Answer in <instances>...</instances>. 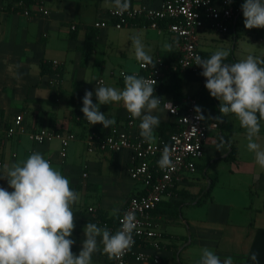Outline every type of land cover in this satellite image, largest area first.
Returning <instances> with one entry per match:
<instances>
[{
    "label": "crops",
    "instance_id": "0c3cea01",
    "mask_svg": "<svg viewBox=\"0 0 264 264\" xmlns=\"http://www.w3.org/2000/svg\"><path fill=\"white\" fill-rule=\"evenodd\" d=\"M18 2L0 0V264H112L117 219L142 185L129 177L128 152H87L84 104H91L97 131L125 126L132 116V132L155 142L175 123L157 99L184 106L189 96L218 128L208 131L196 173L175 182L154 213L164 236L162 257L165 264H244L256 231L264 229V122L247 121L252 106H264V92L233 100L208 65L180 71L179 101L142 88L140 62L167 57L172 65L177 57L166 26L145 29L136 21L116 30L93 24L116 7H157L161 0H49L48 14L30 19ZM237 34L235 40L234 33L204 29L198 47L210 56L231 54L247 72L264 57V38L241 28ZM242 38L253 45L246 69L244 55L227 51ZM54 61L61 70L57 86L51 85L55 75L41 73V64ZM252 80L263 84L264 69ZM229 103L238 107L229 110ZM18 117L26 132L73 134L66 157L60 158L57 141L6 138ZM232 148L235 158L227 160ZM221 163L224 173L215 170ZM17 232L24 239L14 244Z\"/></svg>",
    "mask_w": 264,
    "mask_h": 264
},
{
    "label": "built area",
    "instance_id": "2783aa9c",
    "mask_svg": "<svg viewBox=\"0 0 264 264\" xmlns=\"http://www.w3.org/2000/svg\"><path fill=\"white\" fill-rule=\"evenodd\" d=\"M48 1L32 0V7H25L22 2H18V6L23 8L22 14L30 19L47 15ZM236 18L233 0H161L157 7L145 3L132 7H116L109 10L104 19L94 23L93 27L120 30L138 21L145 29L157 30L161 24H165L180 55L178 66L184 70H195L202 62L198 34L204 29L218 35L228 34L230 27L235 25ZM71 29L74 30V26ZM58 65L57 61L52 62L53 68ZM173 66L175 64H167L161 58L140 62V73L137 76L140 86L155 90L163 72ZM215 74L226 83L232 79L223 63L217 64ZM120 76L128 77L125 72H121ZM59 82V75H55L51 85L57 86ZM102 83L100 80L97 84ZM156 103L174 118L178 131L167 139L158 138L155 142L132 132L135 126L132 116L128 117L125 126L106 127L102 133L98 132L92 127L91 104L89 101L84 104L88 126L84 137L87 152H128L131 156L129 177L142 185V191L129 197L117 219V246L112 252V264H163L164 236L153 212L175 182L180 181L186 173H196L197 162L204 155L208 131L218 128L217 123L204 120L200 103L194 96L187 97L184 106L163 99H157ZM19 135H27L37 145L57 141L60 144L61 159L66 157L67 147L75 139L73 134L50 129L26 132L20 117L5 131L6 138ZM40 167L30 165L31 170H38ZM23 239L24 234L17 232L11 241L16 244Z\"/></svg>",
    "mask_w": 264,
    "mask_h": 264
},
{
    "label": "trees",
    "instance_id": "16d2710c",
    "mask_svg": "<svg viewBox=\"0 0 264 264\" xmlns=\"http://www.w3.org/2000/svg\"><path fill=\"white\" fill-rule=\"evenodd\" d=\"M22 1L25 7L31 4L32 0H15ZM233 7L236 10L237 18L235 25L230 27L228 34H235L234 38L237 40V29L241 28L253 34V38L258 40L264 38V0H233ZM165 27V24H162ZM202 62L199 67L208 65L211 69L212 78L219 80L225 87L226 92L232 99L246 97L254 94L257 91L264 92V83L257 84L253 82L252 78L263 71L264 69V57L247 72H240L239 67L235 59L231 54L222 56H210L201 52ZM179 53L174 60L175 66L168 68L163 72L159 85L155 88L156 94L159 96L163 93H170L173 95L174 100H181L180 97V71L184 70L178 66ZM165 63L169 64L167 57L161 58ZM223 63L227 66L228 71L232 75V79L229 83L218 78L215 74V68L217 64ZM60 69L58 67L53 68L51 64H41L42 74L60 75ZM171 85V86H169ZM256 88L257 91H254ZM154 91V89H150ZM177 103V102H175ZM129 119V118H128ZM127 119V121H128ZM247 121L264 122V106L254 105L251 107L247 116ZM172 129L167 135H160V139H167L169 135L178 131V127L175 123L172 125ZM95 130H97L95 128ZM55 132L63 133L61 130L53 129ZM103 132V129L98 131ZM236 150L232 148L227 160H234ZM212 185L210 186L211 189ZM172 189V188H171ZM170 189V190H171ZM169 190V191H170ZM210 192L206 194L208 196ZM156 211V210H155ZM153 212V214L155 213ZM162 262L165 264V260L162 257ZM244 264H264V229H258L255 233L251 247L246 255Z\"/></svg>",
    "mask_w": 264,
    "mask_h": 264
},
{
    "label": "rangeland",
    "instance_id": "374dc122",
    "mask_svg": "<svg viewBox=\"0 0 264 264\" xmlns=\"http://www.w3.org/2000/svg\"><path fill=\"white\" fill-rule=\"evenodd\" d=\"M238 42H239L238 43L239 46H237L234 51L231 50L232 49L231 43L227 46V51L228 52L232 51V53H234L235 55H238L240 57L244 55L245 57H243L244 60H242V68L246 69V67H248V65H250L248 63H252L251 62L252 59H251L250 54L248 52L251 50V48H252L251 46H253V45H252V43H248L247 40L244 38H242ZM236 107H238V106L233 105L231 103L226 105V108H228L229 110H235ZM239 109L241 110V107H239ZM224 169H225V165L221 163V164L216 166L215 170H217L219 173H224V171H225Z\"/></svg>",
    "mask_w": 264,
    "mask_h": 264
}]
</instances>
